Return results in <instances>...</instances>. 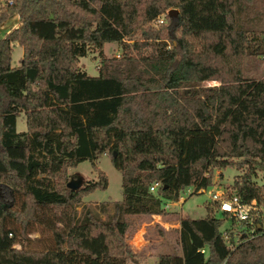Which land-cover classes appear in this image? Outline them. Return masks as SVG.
<instances>
[{"label":"trees","instance_id":"1","mask_svg":"<svg viewBox=\"0 0 264 264\" xmlns=\"http://www.w3.org/2000/svg\"><path fill=\"white\" fill-rule=\"evenodd\" d=\"M254 4L0 5V27L12 15L19 18L0 39V264H138L126 244L128 217L169 216L164 204L178 202L187 188H210L214 171L246 168L228 196L264 206V185L253 181L254 163L264 171V79L244 76V59L264 54L249 37L259 21ZM172 8L179 13L173 37L166 25L150 27ZM107 43L121 46L118 57L104 56ZM15 45L22 48L17 66ZM92 50L99 56L94 76L80 68ZM20 114L24 132L16 127ZM104 154L121 172L122 198L101 219L82 199L108 187L96 168ZM84 161L97 180L71 190L68 170ZM154 183L159 187L150 192ZM205 211L203 219L175 215L180 253L161 254L157 264H264L263 229L230 247L220 231L224 218L209 203ZM34 225L53 247L26 236Z\"/></svg>","mask_w":264,"mask_h":264},{"label":"rangeland","instance_id":"2","mask_svg":"<svg viewBox=\"0 0 264 264\" xmlns=\"http://www.w3.org/2000/svg\"><path fill=\"white\" fill-rule=\"evenodd\" d=\"M0 5H4L0 2ZM255 11L258 14L259 21L254 26V33H250L249 37L253 39L264 50V0H255ZM176 9V8H172ZM168 10H165L156 19L162 21L161 24L153 25V29L159 28L161 25H166L169 29L170 36L173 37V31L179 24L178 19H170L168 17ZM19 18L17 15H12L0 27V39L4 37L13 28L18 27ZM171 43L167 42V49H170ZM121 53V46L118 43H107L104 46L103 54L107 58L118 57ZM22 57V48L15 45L12 54V65H19ZM99 66V56L97 51H90L86 57L80 59V68L89 75H96ZM244 76L253 80L264 79V54L259 57L245 58L244 59ZM218 82H204L203 87L218 86ZM202 98V96H201ZM17 131H26L25 116L20 114L17 119ZM256 167L255 177L253 181L260 186L264 185V171L258 164H253ZM96 168L105 174L108 179V187L105 191H95L93 194L88 195L82 199V204L86 208H90L101 219L112 211V203L120 201L122 198L121 193V172L115 169L110 162L107 154L102 155L96 162ZM246 168L237 170L235 168H228L222 171H214L213 183L209 190H224L230 192L233 182L240 178L245 172ZM97 172L93 169L89 161L80 163L75 169L68 170L67 183H72L77 186H82L85 182L96 181ZM3 195V190L0 188V196ZM209 203L212 211L218 219H222V215L217 212L208 199L206 193L198 194L194 188L188 193H182V198L178 202H167L164 204V209L169 216L159 218H145L141 221H136L134 217H128L130 224V233L127 236L126 244L129 250L139 255L138 264H157L158 256L161 254H179L178 234L176 230L179 228L177 217L187 215L191 219H203L206 216L205 205ZM104 204L106 212L102 211L101 205ZM78 208V212H80ZM227 233L229 242L236 241L237 235L242 234L244 228L237 226L230 220L224 221L220 227V231ZM160 231L163 235H160ZM26 236L39 244H46L53 247L54 243L50 236L43 234L39 225L30 226L26 230ZM33 248L32 245H30ZM19 248V246L17 247ZM131 264V263H129Z\"/></svg>","mask_w":264,"mask_h":264},{"label":"built area","instance_id":"3","mask_svg":"<svg viewBox=\"0 0 264 264\" xmlns=\"http://www.w3.org/2000/svg\"><path fill=\"white\" fill-rule=\"evenodd\" d=\"M0 2L4 5H11L13 0H0ZM161 23L162 21L159 19L153 21L154 26ZM158 187L159 184L154 183L150 187V192H154ZM192 188L194 187L187 188L185 192L188 193ZM196 192L198 194L206 193L213 207L222 215L225 221L230 220V222L244 228L242 234H238L236 241L233 243L229 242L225 230L222 232L223 239L228 246L233 247L242 240L252 239L256 236V230H264V206L258 204L255 200L243 202L237 196H228V193L224 190L207 191V189H200ZM201 253H204V250H201Z\"/></svg>","mask_w":264,"mask_h":264},{"label":"water","instance_id":"4","mask_svg":"<svg viewBox=\"0 0 264 264\" xmlns=\"http://www.w3.org/2000/svg\"><path fill=\"white\" fill-rule=\"evenodd\" d=\"M168 17L170 19H178L179 18V13L177 9H171L168 11ZM67 187L71 190L77 189V185L72 184V183H67Z\"/></svg>","mask_w":264,"mask_h":264},{"label":"crops","instance_id":"5","mask_svg":"<svg viewBox=\"0 0 264 264\" xmlns=\"http://www.w3.org/2000/svg\"><path fill=\"white\" fill-rule=\"evenodd\" d=\"M94 76V75H93ZM152 217H154V218H159L160 219V216H157V215H155V216H152Z\"/></svg>","mask_w":264,"mask_h":264}]
</instances>
